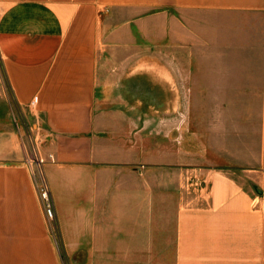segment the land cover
<instances>
[{"label": "crops", "instance_id": "obj_1", "mask_svg": "<svg viewBox=\"0 0 264 264\" xmlns=\"http://www.w3.org/2000/svg\"><path fill=\"white\" fill-rule=\"evenodd\" d=\"M154 53L259 54L232 73L258 92L252 190L204 169L167 195L97 137L103 60ZM263 197L264 0H0V264H264Z\"/></svg>", "mask_w": 264, "mask_h": 264}, {"label": "rangeland", "instance_id": "obj_2", "mask_svg": "<svg viewBox=\"0 0 264 264\" xmlns=\"http://www.w3.org/2000/svg\"><path fill=\"white\" fill-rule=\"evenodd\" d=\"M255 57L259 54H127L111 58L116 66L103 60L109 68L97 90V137L116 156L147 164L151 184L165 173L167 195L175 183L189 187L204 169H225L252 190L243 170L258 153V92L242 89L232 73L253 66ZM15 125H24L20 117ZM22 135L36 169L34 134Z\"/></svg>", "mask_w": 264, "mask_h": 264}, {"label": "built area", "instance_id": "obj_3", "mask_svg": "<svg viewBox=\"0 0 264 264\" xmlns=\"http://www.w3.org/2000/svg\"><path fill=\"white\" fill-rule=\"evenodd\" d=\"M36 102H37V98L35 97L33 99V103H36ZM37 194H38L39 202L45 214V217L47 218V220H52L53 219V206H52V202H51V198L48 193V190L44 186H39L37 187Z\"/></svg>", "mask_w": 264, "mask_h": 264}]
</instances>
